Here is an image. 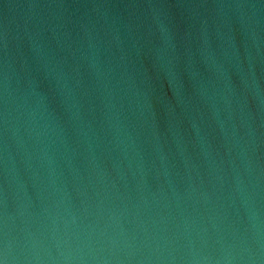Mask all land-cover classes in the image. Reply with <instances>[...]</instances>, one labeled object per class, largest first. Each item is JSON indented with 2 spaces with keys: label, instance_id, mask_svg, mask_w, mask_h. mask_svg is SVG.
<instances>
[{
  "label": "water",
  "instance_id": "1",
  "mask_svg": "<svg viewBox=\"0 0 264 264\" xmlns=\"http://www.w3.org/2000/svg\"><path fill=\"white\" fill-rule=\"evenodd\" d=\"M3 264H264V0H0Z\"/></svg>",
  "mask_w": 264,
  "mask_h": 264
},
{
  "label": "snow or ice",
  "instance_id": "2",
  "mask_svg": "<svg viewBox=\"0 0 264 264\" xmlns=\"http://www.w3.org/2000/svg\"><path fill=\"white\" fill-rule=\"evenodd\" d=\"M0 264H3V261L2 260H0Z\"/></svg>",
  "mask_w": 264,
  "mask_h": 264
}]
</instances>
